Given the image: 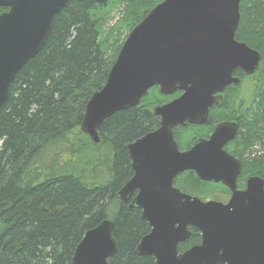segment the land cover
<instances>
[{"label":"water","instance_id":"1","mask_svg":"<svg viewBox=\"0 0 264 264\" xmlns=\"http://www.w3.org/2000/svg\"><path fill=\"white\" fill-rule=\"evenodd\" d=\"M71 0H0V110L9 99L18 73L46 46L55 16ZM106 4L113 0H95ZM241 0H165L152 9L127 38L104 88L89 100L82 131L95 144L99 129L114 114L136 108L148 91L163 96L181 93L155 107L160 128L132 144L128 152L133 177L118 197L142 212L151 233L137 252L156 264H264V180L252 177L238 190L243 165L225 145L237 125H218L209 140L182 152L174 129L204 125L216 95L238 85L236 70L257 72L262 54L236 40ZM193 172L202 182L222 184L228 203L203 202L174 186L178 176ZM201 233L202 243L179 253V245ZM116 224L105 220L78 245L74 264H109L118 253Z\"/></svg>","mask_w":264,"mask_h":264},{"label":"trees","instance_id":"2","mask_svg":"<svg viewBox=\"0 0 264 264\" xmlns=\"http://www.w3.org/2000/svg\"><path fill=\"white\" fill-rule=\"evenodd\" d=\"M163 1L71 0L55 16L45 48L18 73L0 110V264H74L85 234L105 220L116 224L119 249L109 264H156L137 252L150 225L118 193L133 177L128 145L159 128L153 109L168 98L157 87L149 90L138 107L102 124L99 144L81 126L120 53V40H114L124 30L128 38ZM116 6L124 9L107 37ZM240 13L236 39L262 54L255 75L263 91L237 140L246 182L252 176L264 180V0H241ZM196 135L183 137L182 144L191 145L187 139ZM180 184L203 201L230 196L223 185L202 182L192 172L179 176L175 186ZM190 231L180 253L202 242L198 230Z\"/></svg>","mask_w":264,"mask_h":264},{"label":"flooded vegetation","instance_id":"3","mask_svg":"<svg viewBox=\"0 0 264 264\" xmlns=\"http://www.w3.org/2000/svg\"><path fill=\"white\" fill-rule=\"evenodd\" d=\"M234 76L236 78L241 79L240 84L227 87L222 93L216 95L217 102L213 106V108L210 110L208 121L204 125H193V124L186 123L184 126L177 127L174 129V136H175L176 142L178 143V145L180 147V150L182 152H184V151L191 149L192 146L199 140H209L211 135L213 134L215 128L218 125L223 124V123L236 124L237 128H238L237 135L232 142H229L225 145V150L227 151L228 154L233 156L235 159L241 161V163L243 165V171H244L245 166L243 163V159H241L239 157L240 154H237V140L240 138L239 135L242 134V132H244L243 129H244V126L246 123V119H248L250 117L253 109H252V106L248 105L247 102L244 100V98H243L244 90H240L241 89L240 87L244 84V82H246V81H244L245 78L252 79V77L245 76V74L241 70H236L234 72ZM249 84H250L249 87H251V91L253 93L252 97L254 96V98H255L256 95H258L260 93L259 92L260 87L258 85L255 86L256 85L255 82L253 85L251 83H249ZM164 97H166V96H164ZM167 98L168 99L165 100L164 103L159 104V105H165V104H168L171 101L175 100L172 97H167ZM159 124L161 126V119H160ZM160 126H159V128H160ZM199 129H208L209 131L204 132V134H198V136L196 135L195 137H193L194 139L192 141L190 139L189 140L187 139V141H189L191 143V145H189V146H188V144L187 145L182 144V141L184 140V138H182L183 136L185 137L186 134L189 135L191 132H194L195 134H197V131ZM179 140L181 141L182 146H181ZM242 174H243V172H242ZM241 176H240L239 181H238V184H239L238 189L245 190L247 187V181L249 178H247L245 180L246 182H244L241 180ZM178 178L179 177H177V179ZM210 184H214V183H210ZM218 185H221V184H218ZM240 185H242V188H240Z\"/></svg>","mask_w":264,"mask_h":264},{"label":"rangeland","instance_id":"4","mask_svg":"<svg viewBox=\"0 0 264 264\" xmlns=\"http://www.w3.org/2000/svg\"><path fill=\"white\" fill-rule=\"evenodd\" d=\"M123 9H124V6H116L115 8H114V12H113V14H112V20H110L109 21V23L106 25V27H105V29H106V36L108 37V35H109V31H110V29H112V28H115L116 26L115 25H117V23L119 22V19L121 18L120 16H119V12L121 11H123ZM121 34H123L122 35V37L120 38V37H118V40H114L115 42H118L119 40H120V44H121V49L123 48V46H124V44H125V42H126V40H127V38L125 37V35L127 34V32L124 30L123 32H121L120 33V35ZM130 35V34H129ZM129 37V36H128ZM112 42V41H111ZM121 51V50H120ZM260 68H261V62H260ZM258 78H259V76L258 75H254V76H252V79H248V78H245L244 79V81H246V82H244V84L240 87L241 89L240 90H244V94H243V98H244V100L247 102V104L248 105H250V106H252V109L254 110V109H256V104L258 103L257 101H258V95H260V93L262 94V91H263V89H262V86L260 87V83H259V81H258ZM254 82H255V86H259L260 88H259V94L258 95H256V97L254 98V96L252 97V91H251V87H249V83H251L252 85L254 84ZM253 88V87H252ZM250 102V103H249ZM246 121H247V119H246ZM209 130L208 129H199L198 131H197V136H198V134H204V132H208ZM184 137V136H183ZM182 137V138H183ZM187 137V134L185 135V138ZM179 138V137H178ZM181 138V139H182ZM179 142H180V144H181V141L179 140ZM1 145V144H0ZM181 146H182V144H181ZM178 188H183V184L181 185H178ZM230 197H231V195L230 196H224V195H222V196H220L219 197V199H217V201L218 202H222V203H227L228 201H229V199H230ZM202 200V199H201ZM216 201V200H215Z\"/></svg>","mask_w":264,"mask_h":264},{"label":"bare ground","instance_id":"5","mask_svg":"<svg viewBox=\"0 0 264 264\" xmlns=\"http://www.w3.org/2000/svg\"><path fill=\"white\" fill-rule=\"evenodd\" d=\"M61 11H62V10H61ZM61 11H60V12H61ZM60 12H59V13H60Z\"/></svg>","mask_w":264,"mask_h":264}]
</instances>
